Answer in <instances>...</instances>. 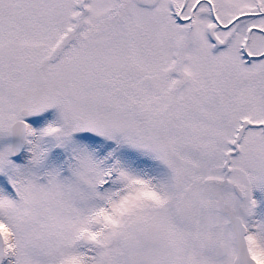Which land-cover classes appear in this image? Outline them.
Returning a JSON list of instances; mask_svg holds the SVG:
<instances>
[{
  "label": "snow or ice",
  "instance_id": "obj_1",
  "mask_svg": "<svg viewBox=\"0 0 264 264\" xmlns=\"http://www.w3.org/2000/svg\"><path fill=\"white\" fill-rule=\"evenodd\" d=\"M0 264H264V0H0Z\"/></svg>",
  "mask_w": 264,
  "mask_h": 264
}]
</instances>
